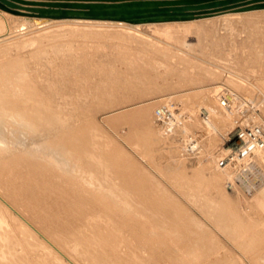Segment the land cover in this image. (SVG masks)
<instances>
[{"label":"rangeland","instance_id":"1","mask_svg":"<svg viewBox=\"0 0 264 264\" xmlns=\"http://www.w3.org/2000/svg\"><path fill=\"white\" fill-rule=\"evenodd\" d=\"M16 24V21L10 22L11 27ZM222 26L218 23L217 29L222 27L218 30L215 29L216 25L210 29L206 27V31L197 32V38L179 36L181 28L170 29L166 37L160 34L158 37L162 40L159 43L161 47L157 46L151 53L152 57L161 61L158 66L149 64L147 56L134 55L128 62L117 60V43L108 36V33H111L109 29H97L96 34H78L64 32L62 28L52 26L50 29L36 32V29L29 28L23 33L14 31L0 40V79L8 75L3 79L17 81V84L14 80L11 81V85L10 81L5 79L7 85L15 88L20 81L15 79L17 76L10 74V70L4 72L7 63L20 60L21 65L24 61L26 66L29 62L32 69L29 65L26 67L34 71L33 73L26 68L24 70V67L21 69L20 64L17 68L25 71L24 74L28 71L33 75L37 74V77H34L35 82L31 77L33 75L30 76L29 72L27 74L32 80L30 82H33V85L35 83L33 91L38 92L37 98L41 93L46 94V87L44 83L42 88L41 83L39 85L36 82L50 81L55 72H59L60 67L63 70L62 52L72 46L70 49L74 50L75 61L72 63L74 66L71 65L74 70L70 63L68 64L72 68L67 63L65 64L68 66L64 68L65 73L66 70L73 72L66 73L67 81L63 86L68 88L61 86L62 89L59 90L61 87L55 86L53 89L56 93L52 92L51 81L56 79L55 75L56 77L47 83L51 84L47 87L52 90L46 89L54 95L59 92L60 96L54 98L47 93L45 98L39 99L59 100L64 88L68 93L72 91L76 96L79 95L76 99L75 94L71 93L78 104L74 102V98V103L72 102L69 97L71 94L68 96L70 99L65 97L68 102L66 105L64 98L61 106V98L59 103L56 101L58 104L51 102V107L54 104L57 107V110L54 107L53 109L54 112L57 111L58 116L63 114V107L65 111L71 109L68 113L66 111L67 114H63L65 117L59 116L65 125L68 123L67 126L64 125L66 129L62 125L64 129H59L61 132L58 131L59 126L53 127V130L47 127L48 132H45L43 127L46 124L42 123L44 126L41 128V120L38 124L37 118V121L34 119L37 127L32 126L30 123L34 124V121L31 117L33 122L29 118L27 119L30 123L29 120L24 121L28 117L26 114L25 118H21L24 123H19L21 119L13 114V109L10 112L17 117L10 115L8 108L4 110L9 114L0 112V231L5 228L4 232H1L6 234L4 236L0 233V264H112L114 261H119L118 264H196L197 261V264H264V182L259 184L256 190L249 188L251 182L259 177L264 179V157L254 164L255 174H249L242 182L230 175V172L217 168L214 161L220 150V132L222 128L228 127L225 124V113L217 105L218 90L227 87L240 95L248 96V99L257 102L264 119V17L251 19L246 27H241L240 24L235 25L236 27L228 25L229 28L226 24ZM54 29L57 30L49 33ZM33 32L37 38L30 36ZM24 35L28 46L24 43ZM33 38L40 40L34 41ZM10 42L21 48H13ZM136 44L130 45L131 52L138 50L134 47ZM52 45H58L57 49L62 50H57L56 47H51ZM7 47L11 51L5 49ZM2 48L7 50L6 54ZM37 50H43V53L40 52L42 54L38 56ZM40 55L45 57L41 58ZM132 55L133 53L130 56ZM56 56L59 61H56ZM43 58V63H38ZM60 60L61 63H58ZM57 63L61 64L59 68ZM204 65L213 68L215 72L207 77L186 72L190 66L198 71ZM56 67L57 70H54ZM75 67L77 73H74ZM60 72L57 75H61ZM233 72L241 76V85L229 83V79L220 75ZM9 74L15 78L9 77ZM44 75L51 79H46ZM27 78L29 79L28 76ZM71 80H75V86H71L74 82L71 83ZM0 82L2 85L4 80ZM81 84L86 89L91 87V93L89 89L84 90ZM3 85L0 87L1 91L7 86L5 83ZM39 88L44 89V94ZM5 89L4 94L6 90H10ZM82 90L88 94L83 95ZM19 94L16 96L19 97ZM80 95L84 103L79 101ZM19 101L16 100L18 104ZM163 102H174L180 109L191 113V120L185 130L167 136L156 126L154 111ZM48 107L49 105L47 110ZM200 108H206L210 113L213 123L209 128L214 130L203 128L198 117ZM4 110L1 109L2 112ZM69 114L68 117L71 118L68 120ZM65 119L67 123L64 122ZM148 119L152 128L149 121L147 122ZM30 127H39L40 133L43 129L45 135L49 134L45 136L42 131V135L39 130L35 131ZM56 129L61 134L58 136L54 132L58 136L57 139L52 133ZM88 130L92 132L88 133ZM189 131L200 135L204 148L193 157L184 155L179 147H183L182 140ZM51 135L55 136V140ZM63 147L67 150L65 155ZM88 151L95 157L88 156ZM45 155L49 157L48 160ZM190 156L191 158H188ZM49 159L52 163L48 167ZM55 159L62 162H53ZM87 180L90 183H87ZM103 185H106V188L109 186L111 190L114 186L111 191H114V194L107 192L109 189ZM101 186L107 191H103ZM200 192L203 193V199L208 198V203L204 204L205 199L201 202L203 199ZM193 193L195 194L191 195ZM216 193L219 194L218 207L210 201L212 194ZM35 194L44 197V200L34 198ZM117 194L122 196L121 200L125 199V204L118 203L120 199H117ZM253 194L259 197V201L256 200L259 204L255 202L257 205H253ZM44 202L46 205L42 204ZM47 202L50 203L49 206ZM40 204L46 208L45 214ZM208 206L217 207L216 211ZM2 209L4 213L1 212ZM38 212H41V217L37 216ZM138 249L142 255L136 252ZM214 252L217 253L213 254Z\"/></svg>","mask_w":264,"mask_h":264},{"label":"bare ground","instance_id":"2","mask_svg":"<svg viewBox=\"0 0 264 264\" xmlns=\"http://www.w3.org/2000/svg\"><path fill=\"white\" fill-rule=\"evenodd\" d=\"M258 17H264V9H255V10H248V11H243V12H228V13H223V14H219V15H214V16H209V17H202V18H198V19H193V20H187V21H171V22H145V23H128V22H124V21H110V20H70V19H63V20H50V21H47V22H44V23H39V24H36L34 21H33V19L31 18V17H26V16H21V15H14V14H10V13H7V12H2V11H0V40H2L3 38H6L8 35H10L12 32H22L23 33V31L24 30H26L27 31V29H29V28H34V29H36L35 30V32L36 31H39V30H44V29H47V28H49V27H60V28H62L63 29V31L64 32H70V33H78V34H84V33H91V34H96L97 33V29H102V30H106V29H109V30H111V33L109 32L108 33V36L109 37H112L113 39H114V41H116V43H117V45H116V49H117V55H116V59L117 60H124V61H126V62H128V61H130V59L131 58H133V56L134 55H137L138 57L139 56H147L148 58H149V60H148V63L149 64H151V65H153V66H158V64H160L161 63V61H159L158 59H156V58H154V57H152V55H151V53H152V51L154 50V49H157V46H158V48H160L161 47V45H159V43H161V41L162 40H160L159 39V35L161 34V35H163L164 37H166L168 34H169V30L170 29H173V28H181L182 29V32H180L179 33V36H183V37H192V38H197L196 36H197V32L198 31H206L207 30V28L206 27H208L209 29L213 26V25H216V30H218V29H222V25L224 24H226L227 26L229 25V26H235V25H237V24H240L241 25V27H242V25L244 26V27H246L247 26V24H248V22L249 21H251V19H254V18H258ZM12 21H16L17 22V24L15 25V26H12L11 27V25H10V22ZM237 22V23H236ZM257 22V21H256ZM220 24L222 27H218V29H217V24ZM167 24H170V25H167ZM229 26H228V28H229ZM15 27V28H14ZM224 27H226V26H224ZM223 27V28H224ZM236 27V26H235ZM13 29V30H12ZM50 29V28H49ZM48 29V30H49ZM226 29V28H225ZM233 29L235 30V28L233 27ZM33 30V29H32ZM32 30H31V32L30 33H32ZM47 30V31H48ZM55 30H57V29H54L53 31H49V33H52V32H55ZM228 30V29H227ZM29 31V30H28ZM34 31V30H33ZM46 31V32H47ZM229 31V30H228ZM231 31H233V30H231ZM25 32V31H24ZM45 32V33H46ZM218 32V31H217ZM221 32H223V31H221ZM29 33V34H30ZM224 33V32H223ZM226 33V32H225ZM229 33V32H228ZM218 34H219V32H218ZM21 35V34H20ZM26 35V34H25ZM24 35V37H25V40H24V43H27V42H25L26 41V36ZM41 35V34H40ZM39 35V36H40ZM48 35V34H47ZM15 36V35H14ZM22 36H23V34H22ZM30 36H35V34H34V32H33V35H30ZM42 36H43V34H42ZM55 36V35H54ZM17 37H18V35H17ZM16 37V38H17ZM36 38L38 37V36H35ZM48 37V36H47ZM51 37H53V36H51ZM50 37V38H51ZM19 38V37H18ZM18 38L16 39V40H18ZM30 38V37H29ZM36 38H33L32 40H40V38L39 39H36ZM43 38H44V36H43ZM42 37H41V40L43 39ZM49 38V37H48ZM47 38V39H48ZM20 39L22 40L23 38H21V36H20ZM45 39V38H44ZM27 40H28V38H27ZM31 40V39H30ZM34 40V41H35ZM5 41H7L6 39H5ZM3 42V41H2ZM12 42H15V41H12ZM12 42H10V44L12 43ZM19 42H21V41H19ZM31 42V41H30ZM42 42V41H41ZM1 43V42H0ZM18 43V42H17ZM22 43H23V41H22ZM137 43V44H136ZM2 44V43H1ZM8 44V43H7ZM10 44H8V45H10ZM132 44H136V46L134 45V47H137L138 48V50L136 51V52H134V51H132L131 52V46L130 45H132ZM5 45H6V43H5ZM15 45H16V43H15ZM15 45H13V43H12V46H14L13 48H21V47H15ZM18 45H19V43H18ZM22 45V44H21ZM23 45H25V44H23ZM30 45V44H29ZM7 46V45H6ZM20 46V45H19ZM26 46V45H25ZM25 46H22V47H25ZM27 46H28V43H27ZM3 47H5V46H3ZM9 47V46H8ZM8 47L7 48H5V49H8ZM51 47H53V45L51 46ZM50 47V48H51ZM56 47V49H57V47H58V45L56 46H54L53 48H55ZM70 47H72V46H68V49L64 52V50H63V52H62V55H61V53H60V55L63 57V58H61V60H63L62 61V63L64 64H62L63 66H64V68H66L65 66H68L69 64L68 63H70V65L72 64V63H74V61H75V58H74V56H75V53H74V50H71L70 49ZM3 50H5L4 48H2ZM52 49V48H51ZM2 50V53L4 52ZM8 50H10V48L8 49ZM46 50V49H45ZM44 50V51H45ZM54 50V49H53ZM53 50H51V51H53ZM57 50H62V49H57ZM6 51L7 50H5V54H6ZM11 51V50H10ZM39 50H37V52H38ZM47 51V50H46ZM46 51L44 52V54H46ZM56 51V50H55ZM54 51V52H55ZM159 51V50H158ZM40 52H42L43 53V50L42 51H40ZM40 52H38L36 55H38V54H42V53H40ZM53 52V53H54ZM0 53H1V51H0ZM10 53V52H9ZM56 54L57 53H59V52H55ZM133 53V55L132 56H130L131 54ZM1 55V54H0ZM60 55H58L59 56V59H60ZM39 56V55H38ZM42 55H40V57H41ZM44 56V55H43ZM42 56V57H43ZM58 56H56L55 57V59H56V61H59L58 60ZM41 57V58H42ZM45 57V56H44ZM196 58H200V56H195ZM38 59V58H37ZM50 59V58H49ZM55 59H53V61L55 60ZM201 60H204V59H202V58H200ZM43 60H44V58L43 59H41V61H38V63L40 62V63H43ZM61 60H60V62H58V63H61ZM56 61H54V62H56ZM24 62V61H23ZM22 62V65H21V62H20V60H18L17 62H15V63H13L12 61L11 62H9V63H7L8 65H7V68H5V71L4 72H6V70H10L9 72H10V74L11 75H13V76H17L16 78L15 77H12L10 74V76L9 77H12V78H15V79H19L18 81H20V84H19V82H18V85L17 86H15V88H14V86H11L12 85V83H11V81H13L14 79H12V78H10V79H12V80H9V79H7V78H5V79H7L8 81H10V83H11V85L9 84V85H7V83L5 82L6 80L5 79H3L4 77H7L8 75H5L3 78L1 77V79L0 80H4V83H5V85H7L6 87H4V88H8V89H10V86L13 88H11L9 91H7L6 89V91H5V93L6 94H4V88H3V90L1 91L0 90V108L2 109V110H4L5 108H8V110L7 109H5V110H7V111H9L10 112V110L11 109H13L12 111H14L13 112V114H16L17 116H19L18 118H23L24 116H25V114H26V116H28V117H26V119L24 120V121H26V120H31V118H32V120L34 121V119L37 121V119H39L38 120V124H39V122H40V120H41V124H39L40 125V127L41 126H44L45 124H46V126H44L43 127V129H44V131L45 132H48V131H46L47 130V127H49L51 130H53V127L54 128H56V126H57V128H58V126H59V128H58V131L59 132H61L60 130H62V129H64L65 127H64V123H63V121H62V119L59 117V116H63V117H65L63 114L64 113H66V111L64 110L65 109V107H63L64 109H62L61 111L63 112V114H61V113H59V112H61V111H59L58 112V114H61V115H56V113H57V111L56 112H54V109H53V107L54 108H56L55 110H57V107H55L54 105H53V107H51L50 105H52L51 104V102H54L55 100H53L52 98H51V96L53 95L54 96V98L58 95V96H60L59 95V90H61L62 89V87L61 86H63L64 85V83L67 81V76H66V73L68 72L69 74L72 72H70V70L68 71V70H66L67 72L65 73V71H64V68H63V70H61L62 69V67H60L59 68V66H61V64L60 65H58V63H57V67L59 68V72L61 73V75H57V73H59V72H55L54 70H57V67H56V69H54L53 71L56 73H53V74H55L54 76L56 77V79H53L54 78V76H53V74H52V76H53V80L50 78V77H46L45 75V78L46 79H51L50 81L51 82H53V86L51 85V84H48V85H51V87H52V89H53V87H57V86H60L59 88V90L57 91L58 93H57V95H54L53 93H51V91H50V93H49V91H48V89H50L49 87H47L48 85H47V83H50V81L49 80H47V81H49V82H47L46 80V82H44V80H43V82H36V83H39V85H40V83H41V85H42V83H44V87H46V88H48V89H46V88H44L43 87V85H42V88H44L45 89V95H47V93H48V95H51V96H49L50 98H51V101H50V99H49V101H48V99H39V98H45V95H41L40 94V97L39 98H37L39 95L37 94L38 92H36V91H33V89H34V86H35V83H34V85H33V82H30V81H32V80H30V76L31 75H33V74H30V72L29 71H31V73H33L32 72V67H30L31 65H29L28 63H26L27 65V67H28V65H29V67L31 68V69H29V68H27L26 66H25V62L23 63ZM65 63H67V64H65ZM131 63V62H130ZM18 64H20V67H21V69H23V67H24V70H29L28 72H29V75H27L28 74V72L27 73H23V72H25V71H21V69H18L17 67L19 66ZM23 64H24V66H23ZM69 65V66H70ZM73 65V64H72ZM71 65V66H72ZM6 66V65H5ZM70 66V67H71ZM74 66V65H73ZM72 66V67H73ZM76 67H77V65H75ZM69 67V68H70ZM71 67V68H72ZM75 67V71L77 70V68ZM139 67H141V66H139ZM17 68V69H16ZM26 68V69H25ZM20 71V72H22V73H20V72H18L17 73V71ZM72 70V69H71ZM73 70H74V67H73ZM199 71V72H198ZM198 71H196L195 70V67H192V66H190V69H188L186 72H188V73H190V75H194V74H198V75H203V76H205V77H207L208 75H212L213 74V72H215V70L213 69V68H211V67H205V65L202 67V69L201 70H198ZM15 72L17 73V74H15ZM183 73L185 72V71H182ZM63 73V74H62ZM67 73V74H68ZM73 73V72H72ZM71 73V74H72ZM74 73H77V71L76 72H74ZM220 73V72H219ZM7 74H8V72H7ZM35 74V73H34ZM65 74V75H64ZM36 75V77H37V74H35ZM35 75H33V76H31V77H33V81L35 82L36 80H34L35 78ZM74 75V74H73ZM77 75V74H76ZM223 78H226V79H229V83H235L236 85H241L242 83H241V80H240V78H241V76L239 75V74H237V73H226V74H220ZM27 76L29 77V79L27 78ZM70 76V78H71V75H69ZM8 77V78H9ZM76 77V76H75ZM66 78V79H65ZM21 79V80H20ZM40 79V78H39ZM69 79V78H68ZM71 79H73V78H71ZM74 79H76V78H74ZM38 81V80H37ZM74 81V82H73ZM14 82H15V80H14ZM14 82H13V84H14ZM17 82V81H16ZM15 82V83H16ZM62 82V83H61ZM73 82V83H72ZM82 82V81H81ZM1 83V82H0ZM4 83H2V85L4 84ZM54 83H59V85H54ZM71 86H75V85H73L74 83H76L75 82V80H71ZM17 84V83H16ZM15 84V85H16ZM46 84V85H45ZM84 84V83H83ZM97 84V83H96ZM96 84L94 85L95 87H96ZM2 85H0V87L2 88ZM68 85V84H67ZM66 85V86H67ZM82 85V84H81ZM4 86V85H3ZM246 86H248V87H250L249 85H246ZM254 86V85H253ZM39 86L37 85V87L36 88H38ZM63 87H65V86H63ZM0 88V89H1ZM41 88V87H40ZM39 88V89H40ZM65 88H68V86L67 87H65ZM65 88H64V90H65ZM82 88H84V90H87V89H89L90 90V88L91 87H89V88H85L83 85H82ZM39 89H36L37 91L39 90ZM44 89L42 90V89H40L41 91H43V94H44ZM52 89H50V90H52ZM46 90H47V92H46ZM55 89H53L52 90V92H54V93H56V90L54 91ZM64 90H62L63 92H62V97H60L61 98V102H60V98H58L59 100H57L56 99V101H58V103L60 102V106L62 105L61 103H63L64 101H62V98H64L65 99V97L67 96H69L71 93H72V91H70L71 93H68V91H67V93H65L66 95L63 97V95H64V92H66V91H64ZM84 90H82V93H83V95H87L88 94V92H87V94H85V92H84ZM40 91V92H41ZM20 93V94H19ZM89 93H91V90H90V92ZM19 94V97H21L22 96V98H19L18 96H16V95H18ZM22 94V95H21ZM68 94V95H67ZM73 95H74V97H76V99H78V97H79V95H78V93H77V95L78 96H76V93H72ZM72 94H71V96H69L71 99L72 98H74V97H72ZM81 94V93H80ZM36 95H38V96H36ZM82 95V94H81ZM81 95H80V102L81 101H83V103H84V100H82L81 99ZM41 96H43V97H41ZM52 96V97H53ZM16 97H18L17 99H15ZM68 97V98H69ZM245 97H248V96H245ZM46 98H47V96H46ZM67 98V100H69ZM63 99V100H64ZM76 99L74 98V102H76L77 103V101H76ZM249 99H251V98H249ZM16 100L18 101V100H20L19 101V104L16 102ZM53 100V101H52ZM56 101H55V103H56ZM66 99H65V105H66ZM72 102H73V99H72ZM72 102H69V103H72ZM73 102V103H74ZM46 103V106H44V104ZM48 103H50V104H48ZM58 103H56V104H58ZM68 103V102H67ZM76 103H75V105H76ZM82 103V104H83ZM164 103V102H163ZM264 103V102H263ZM78 104V103H77ZM81 104V103H80ZM47 105H49V107H48V110L46 109L47 108ZM59 105H58V107H59ZM64 105V104H63ZM71 105V104H70ZM74 104H72V106H73ZM184 105V104H183ZM57 106V105H56ZM71 106V107H72ZM182 106V105H181ZM185 106H186V104H185ZM263 106V105H262ZM61 107V108H62ZM66 107H68V106H66ZM79 107V106H78ZM183 107V106H182ZM10 108V109H9ZM52 110V112H50V109ZM68 108H70V106L68 107ZM185 108V107H184ZM1 109H0V112H1V114L2 113H7V114H9V112H5V110L2 112L1 111ZM183 109V108H182ZM190 109H192V108H190ZM59 110H60V107H59ZM69 110H71V109H68V111ZM188 110V109H187ZM12 111L10 112L11 114L10 115H12ZM68 111H67V113H68ZM192 111V110H191ZM71 112V111H70ZM69 112V113H70ZM66 113V114H67ZM1 114H0V116H1ZM5 114H4V118H5ZM22 114H23V116H22ZM10 115H8V116H10ZM190 115H191V113H190ZM3 116V115H2ZM13 116V115H12ZM15 116V115H14ZM13 116V117H14ZM17 116H15V117H17ZM61 116V117H62ZM68 116H70V114L69 115H67V119L69 118ZM7 117V116H6ZM31 117V118H30ZM34 117V118H33ZM62 117V118H63ZM193 117H195V116H193ZM225 124H227L228 126H229V117H228V115H226L225 114ZM8 118V117H7ZM7 118H5V119H7ZM25 118V117H24ZM27 118H29V119H27ZM37 118V119H36ZM71 118V117H70ZM69 118V119H70ZM10 119V118H9ZM13 119V118H12ZM19 119V120H20ZM67 119H65V123H67L66 122V120ZM68 119V120H69ZM194 119V118H193ZM198 119V118H197ZM4 120V119H3ZM15 120H17V118L15 119ZM29 120V123L32 121H30ZM32 121V122H33ZM149 121V125H150V127L152 128L153 126H152V124L150 123L151 121H150V119H148L147 120V122ZM13 122H16V121H14L13 120ZM20 122H23V120L21 119V121H19V123ZM0 123H1V121H0ZM5 123V122H4ZM3 123V124H4ZM6 123H9V122H6ZM10 123H12V122H10ZM24 123V122H23ZM29 123H28V125H29ZM34 124H32V123H30L32 126H36L37 127V125H35V121L33 122ZM42 123L44 124V125H42ZM200 123L203 125V128H204V126L206 125V123H202V121H200ZM212 123H213V120L212 119H210V121L208 122V124H207V126L209 125H212ZM2 124V123H1ZM68 124V123H67ZM67 124L65 125V126H67ZM12 125H16V124H12ZM53 125V126H52ZM62 125H63V127H62ZM200 125V124H199ZM7 126V125H6ZM61 126V127H60ZM190 126V125H189ZM4 127V126H3ZM13 127V126H12ZM31 128V129H33V130H39V133H40V130H41V128L39 129V127L38 128ZM196 127V126H195ZM1 128H2V126H1ZM62 128V129H61ZM191 128V127H190ZM198 128V127H197ZM8 129H9V127H8ZM13 129V128H12ZM43 129H42V131H43ZM60 129V130H59ZM66 129V128H65ZM158 129V128H157ZM205 129V128H204ZM2 130V129H1ZM0 130V131H1ZM35 130V131H36ZM25 131V130H24ZM41 131V133L40 134H42L43 132ZM57 131V129H56V131H49V132H52V133H56V134H58V136H60L61 134H59V132ZM222 131H225V128H222V130H221V132ZM2 132V131H1ZM0 132V133H1ZM34 132V131H33ZM45 132H44V135H45ZM63 132H65V130L63 131ZM63 132H62V134H63ZM91 133L92 131H89L88 130V133ZM94 132V131H93ZM160 132V131H159ZM207 132V131H206ZM38 133V132H37ZM54 133V135H56ZM214 133V132H213ZM49 134V133H48ZM47 133H46V135H48ZM51 134V133H50ZM94 134H96L95 132H94ZM93 134V136L95 137V135ZM211 134V133H210ZM4 135V134H3ZM2 135V136H3ZM16 135V134H15ZM38 135V134H37ZM43 135V134H42ZM45 135V136H46ZM92 135V134H91ZM161 135V134H160ZM29 136V135H28ZM33 136V135H32ZM36 136V135H35ZM52 136V135H51ZM57 135H56V139H57V137H58ZM218 136V135H217ZM50 137V136H49ZM55 136H52L51 138H53L54 140H55V138H54ZM0 138H2L1 137V135H0ZM213 138H214V136H213ZM212 138V139H213ZM28 139H30V138H28ZM40 139V138H39ZM52 139V140H53ZM1 140V139H0ZM50 140V139H49ZM173 140H175V139H173ZM207 140V139H206ZM208 140H209V138H208ZM220 140H221V138H220ZM3 141H5V140H3ZM26 141V140H25ZM178 141V140H177ZM210 141H212L211 139H210ZM209 141V142H210ZM21 142V141H20ZM213 142V141H212ZM18 143H19V141H18ZM96 143V142H95ZM214 144H215V142H213ZM213 143H212V145H213ZM20 144V143H19ZM22 144V143H21ZM32 144V143H31ZM177 144V143H176ZM34 145V144H33ZM50 145V144H49ZM48 145V146H49ZM180 145V144H179ZM182 145V144H181ZM43 146V145H42ZM178 146V145H177ZM3 148H4V146H2ZM6 147H8V146H6ZM45 147V146H44ZM180 147V149L182 148V146H179ZM3 148H2V151H3ZM11 149H13L14 150V148H12V147H10ZM28 148V147H27ZM49 148V147H48ZM52 148V147H51ZM177 148V147H176ZM0 149H1V146H0ZM6 149V148H5ZM16 149V148H15ZM18 149V148H17ZM63 149H64V147H63ZM179 149V150H180ZM204 149V148H203ZM48 149L46 148V151H47ZM55 150V149H54ZM182 150V149H181ZM180 150V151H181ZM209 150V149H208ZM6 151V150H5ZM9 151H10V149H9ZM8 151V152H9ZM12 151V150H11ZM10 151V152H11ZM62 151V150H61ZM66 151L67 150H65L64 149V151H63V154L65 155L66 154ZM1 152V151H0ZM13 152V151H12ZM44 151H42V153H43ZM49 152H50V150H49ZM48 152V153H49ZM52 152V151H51ZM89 152V151H88ZM22 152H19V154H21ZM23 153H24V151H23ZM22 153V154H23ZM29 153V152H28ZM53 153V152H52ZM57 153V152H56ZM203 153V152H202ZM208 153V152H207ZM1 154V153H0ZM12 154V153H11ZM50 154V153H49ZM59 154V153H58ZM57 154V155H58ZM87 153H85V155H86ZM89 154V155H88ZM87 155L88 156H90V155H93L94 156V154H90V152L88 153ZM209 154V153H208ZM201 155V154H200ZM5 156V155H4ZM8 156V155H7ZM20 156V155H19ZM22 156V155H21ZM20 156V157H21ZM33 156H35V155H33ZM37 156V155H36ZM50 156V155H49ZM87 156V157H88ZM189 156V155H188ZM18 157V156H17ZM55 157V156H54ZM60 157V156H59ZM95 157V156H94ZM94 157H92L93 159H95ZM192 157H193V155H192ZM45 158H46V160H48L47 158H49V157H47L46 155H45ZM50 158H52V156L50 157ZM68 158V157H67ZM186 158V157H185ZM184 158V159H185ZM188 158H191V156L190 157H188ZM24 159V158H23ZM27 159V158H26ZM32 159V158H31ZM34 159V158H33ZM53 159V158H52ZM65 159V158H64ZM25 160V159H24ZM45 160V162H47ZM60 160V159H59ZM62 160V159H61ZM67 160V159H66ZM188 160V159H187ZM190 160V159H189ZM51 160L49 159V163L47 162V165H48V167H49V164L50 163H52V162H50ZM54 161H58V159L56 160H53V162ZM185 161V160H184ZM62 162V161H61ZM60 161H58V164L59 163H61ZM31 163V162H30ZM55 163H57V162H55ZM185 163V162H184ZM187 163V162H186ZM24 164V163H23ZM189 164V163H188ZM54 165V164H53ZM52 165V166H53ZM56 165V164H55ZM92 165V164H91ZM107 165V164H106ZM21 166H23V165H21ZM26 166V165H25ZM57 167H60V165H56ZM12 167V166H11ZM109 167V166H108ZM91 172V171H90ZM90 172H89V174H90ZM95 172V171H94ZM91 175V174H90ZM90 177V176H89ZM92 178H93V175L91 176ZM94 178H95V176H94ZM89 180H90V178H89ZM92 180V179H91ZM76 183H78V182H76ZM75 183V184H76ZM87 183H90V182H88V180H87ZM93 183V182H92ZM80 184V183H79ZM104 186V185H103ZM103 186H101L102 187V190L104 191V189L106 188V185L104 186L105 188H103ZM120 186V185H119ZM78 187V186H77ZM109 187V186H108ZM107 187V188H108ZM110 187H112V186H110ZM106 188V189H107ZM113 188H114V186L112 187V190H113ZM98 189H99V187H98ZM105 189V190H106ZM109 189V191H107V192H111L112 190L110 189V188H108ZM9 190V189H8ZM101 190V189H100ZM248 191V190H247ZM33 191H31V193H32ZM114 192V191H113ZM113 192H111V193H113ZM118 192V191H117ZM117 192H115V194L117 193ZM35 193V192H34ZM201 193V192H200ZM37 194V193H36ZM36 194H35V196L34 195H32V197L34 196V198L36 197H39L38 195L36 196ZM49 194V193H48ZM107 194V193H106ZM114 194V193H113ZM112 194V195H113ZM121 194V193H120ZM195 193H193V194H191V195H194ZM205 194V193H204ZM252 194V193H251ZM31 195V194H30ZM42 195V194H41ZM107 195H110V193L109 194H107ZM201 195H203V193H201L200 194V196ZM213 196H214V198H212V197H210L211 198V200H210V198H209V200L211 201V202H214V205L215 206H217L218 207V204L220 203L219 202V194L218 193H216V194H212ZM46 196V195H45ZM48 196V195H47ZM50 196V195H49ZM111 196V195H110ZM116 196H118V194L116 195ZM205 197H206V194L204 195ZM210 196V195H209ZM253 197H251L252 198V202H253V205H257V204H259V203H257V201H259V197L257 196V195H255V194H253L252 195ZM111 197H113V196H111ZM115 197V196H114ZM119 197V196H118ZM117 197V199H120V201L118 202L119 204H125V202L123 203V201L125 200H121V198L120 197H122V196H120L119 198ZM40 198H44V197H39V198H37V199H39L40 200ZM48 198V197H47ZM201 198L203 199V197L201 196ZM1 199V198H0ZM33 199V198H32ZM46 199V198H45ZM50 199V198H49ZM49 199H46V200H49ZM116 199V198H115ZM193 199V198H192ZM196 199H197V197H196ZM205 199V198H204ZM204 199L203 200H201V202L202 201H204ZM206 199H207V201H208V198L206 197ZM206 199H205V202H204V204L207 202L206 201ZM44 200V199H43ZM128 200V199H127ZM199 200V199H198ZM257 200V201H256ZM28 201L29 202H31V200H29L28 199ZM200 202V201H199ZM211 202H209V203H211ZM255 202L257 203V204H255ZM33 203V202H32ZM35 203H36V201H35ZM48 203L49 202H47V205H48ZM72 203V202H71ZM128 203V202H127ZM203 203V202H202ZM208 203V202H207ZM37 205H38V203H36ZM42 204H44V205H46V202H44V203H42ZM42 204H40V206H42ZM50 204V203H49ZM199 204V203H198ZM213 204V203H212ZM252 204V203H251ZM250 204V205H251ZM127 205H129L130 206V204L128 203ZM207 205V204H206ZM208 205H211V204H208ZM249 205V204H248ZM252 205V206H253ZM49 206V205H48ZM212 206V205H211ZM214 206V208H212V207H209V209L210 208H212V209H215V211H216V208L217 207H215ZM7 207V206H6ZM43 207V206H42ZM42 207H41V209H42ZM9 208V207H8ZM15 208V207H14ZM44 208V207H43ZM251 208V207H250ZM46 208H44V210H45ZM130 209H132V208H130ZM211 209V210H212ZM0 210H1V208H0ZM10 210V209H9ZM83 211V213H84V210H82ZM213 211V210H212ZM230 211V210H229ZM1 212H3V209H2V211ZM41 212H43V211H41ZM41 212H38L37 214V216H42V214H41ZM45 212H47L46 210L44 211V213L43 214H45ZM147 212V211H146ZM231 212V211H230ZM4 213V212H3ZM41 215H40V214ZM138 213V212H137ZM87 214V213H86ZM2 215V214H1ZM1 215H0V226H1V223H2V218H1ZM88 215V214H87ZM44 216V215H43ZM89 216H91V215H89ZM99 216V215H98ZM97 216V217H98ZM137 216V215H136ZM141 216H142V214H141ZM144 216V215H143ZM2 217H4V216H2ZM92 217H95V215L93 216L92 215ZM136 218V217H135ZM195 218V217H194ZM4 219V218H3ZM8 219V218H7ZM6 219V220H7ZM42 219H43V217H42ZM5 220V219H4ZM198 220V219H197ZM108 221H110V220H108ZM48 223V222H47ZM145 225V224H144ZM5 226V225H4ZM37 227V226H36ZM35 228V227H34ZM5 229V228H4ZM4 229H2L3 230V232H4ZM1 230V231H2ZM0 231V233L2 234L3 232H1ZM6 233V232H5ZM39 233V232H38ZM0 234V235H1ZM146 235H147V233H145ZM3 235L5 236L6 234H4L3 233ZM3 235H2V237H3ZM8 237V236H7ZM149 237H150V235H149ZM151 238V237H150ZM10 239V238H9ZM142 239V238H141ZM153 241V240H152ZM177 242V241H176ZM4 243V242H3ZM140 243H142V242H140ZM147 243V242H146ZM1 244H2V242H1ZM140 245H142V244H140ZM144 245V244H143ZM72 246V245H71ZM138 247V246H137ZM140 247V246H139ZM142 247V246H141ZM144 248V247H143ZM73 248H71V250H72ZM140 249H142V248H140ZM74 250V249H73ZM144 250V249H143ZM140 250L138 249L136 252L137 253H140L139 252ZM73 252V251H72ZM72 252H71V254H72ZM119 252H120V250H119ZM118 252V253H119ZM74 253V252H73ZM117 253V252H116ZM133 253V252H132ZM137 253H135L136 255H137ZM143 253V252H142ZM146 253V252H145ZM217 252H214L213 254H216ZM121 254V253H120ZM141 254V253H140ZM144 254V253H143ZM212 254V253H211ZM76 254H74V256H75ZM85 255V254H84ZM142 255V254H141ZM210 254H208V256H209ZM212 256V255H211ZM78 257V256H77ZM138 257H139V254H138ZM149 257V256H148ZM147 256H146V258H148ZM206 257V256H205ZM205 257H203V258H205ZM214 257V256H213ZM212 257V258H213ZM124 258V257H123ZM126 258V257H125ZM140 258V257H139ZM146 258L144 259V260H146ZM203 258H201L202 260H203ZM209 258V257H208ZM217 258V257H216ZM80 259V258H79ZM89 259V258H88ZM128 259V258H127ZM142 258H140V260H141ZM200 259V261H202ZM206 259V258H205ZM205 259L203 260V261H205ZM90 260V259H89ZM158 260V259H157ZM215 260V259H214ZM95 261V260H94ZM142 261H143V259H142ZM152 261V260H151ZM212 262H213V260H211ZM116 261H114V262H112V264H114ZM140 262V261H139ZM144 262V261H143ZM149 262V261H148ZM153 262H154V260H153ZM208 261H206V263H207ZM103 262H101V264H102ZM118 263H120L119 261H118ZM118 263H115V264H118ZM152 263V262H151ZM160 263V262H159ZM197 263H199V261H197ZM196 263V264H197ZM125 264V263H124ZM139 264V263H138ZM140 264H142V263H140ZM144 264V263H143ZM208 264V263H207ZM212 264V263H211Z\"/></svg>","mask_w":264,"mask_h":264},{"label":"built area","instance_id":"3","mask_svg":"<svg viewBox=\"0 0 264 264\" xmlns=\"http://www.w3.org/2000/svg\"><path fill=\"white\" fill-rule=\"evenodd\" d=\"M217 105L228 115L229 126L225 131H219L221 144L214 157L215 166L230 172L242 182L249 174H255L254 164L264 157V119L257 102L227 87L218 90ZM210 116L206 108L199 109L198 117L206 123L204 128L214 130L207 126ZM190 120V113L174 102L162 103L154 111L156 126L167 136L185 130ZM182 142L184 155L199 154L203 150L202 139L197 132H187ZM263 182V177H259L251 182L249 188L256 190Z\"/></svg>","mask_w":264,"mask_h":264},{"label":"water","instance_id":"4","mask_svg":"<svg viewBox=\"0 0 264 264\" xmlns=\"http://www.w3.org/2000/svg\"><path fill=\"white\" fill-rule=\"evenodd\" d=\"M255 9H264V0H0V11L31 17L36 24L63 19L187 21Z\"/></svg>","mask_w":264,"mask_h":264},{"label":"crops","instance_id":"5","mask_svg":"<svg viewBox=\"0 0 264 264\" xmlns=\"http://www.w3.org/2000/svg\"><path fill=\"white\" fill-rule=\"evenodd\" d=\"M69 2H74V1H69ZM76 2H89V1H76Z\"/></svg>","mask_w":264,"mask_h":264}]
</instances>
